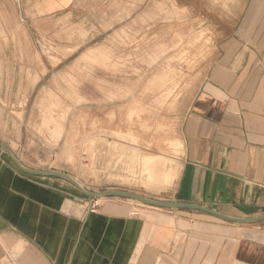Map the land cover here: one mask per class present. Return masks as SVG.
<instances>
[{
	"label": "rangeland",
	"instance_id": "obj_1",
	"mask_svg": "<svg viewBox=\"0 0 264 264\" xmlns=\"http://www.w3.org/2000/svg\"><path fill=\"white\" fill-rule=\"evenodd\" d=\"M192 1L154 0L126 28L103 30L91 8L50 25L33 7L42 0H0V136L13 153L91 191L173 202L184 119L207 77L214 38L233 28L237 12L235 0ZM91 198L135 212L169 210L124 196Z\"/></svg>",
	"mask_w": 264,
	"mask_h": 264
},
{
	"label": "crops",
	"instance_id": "obj_2",
	"mask_svg": "<svg viewBox=\"0 0 264 264\" xmlns=\"http://www.w3.org/2000/svg\"><path fill=\"white\" fill-rule=\"evenodd\" d=\"M153 1L42 0L33 7L50 25L91 8L95 27L112 30ZM235 1V25L214 38L207 77L183 122L173 202L247 218L264 215V0ZM78 190L66 179L21 171L0 147V264H264L263 217L242 223L196 208L135 212L111 201L93 211V198Z\"/></svg>",
	"mask_w": 264,
	"mask_h": 264
},
{
	"label": "water",
	"instance_id": "obj_3",
	"mask_svg": "<svg viewBox=\"0 0 264 264\" xmlns=\"http://www.w3.org/2000/svg\"><path fill=\"white\" fill-rule=\"evenodd\" d=\"M0 147H2V149L5 151L6 154H9V156L11 157V159L13 160V162L16 164V166L23 172L25 173H30L33 175H40V176H45V175H52V176H57L59 178L62 179H66L68 180L70 183H72L76 188H78L81 193L89 196V197H101L102 195H111V196H124L130 199H134V200H139L143 203H146L148 205H152V206H159V207H165V208H196L199 210H202L204 212H207L209 214H214L216 216L222 217L226 220H232V221H237V222H242V223H248L249 221H253L255 219L264 218V215H260V216H254V217H247V218H243V217H237V216H232V215H226L216 209H214L213 207H207L205 205L199 204V203H186V202H178V201H164V200H159V199H151V198H147L143 195L140 194H135L129 191H125V190H114V189H106V190H101V191H91L88 190L86 188H84L76 179H74L71 175H69L66 172H60V171H56V170H52V169H45V170H39V169H34L31 167H26L20 160L19 158L16 156V154L13 153L12 149L10 148L9 145H7L2 139H0Z\"/></svg>",
	"mask_w": 264,
	"mask_h": 264
},
{
	"label": "built area",
	"instance_id": "obj_4",
	"mask_svg": "<svg viewBox=\"0 0 264 264\" xmlns=\"http://www.w3.org/2000/svg\"><path fill=\"white\" fill-rule=\"evenodd\" d=\"M99 205H100L99 200L98 199H93L90 206H91V209L93 211H95V210H97L100 207Z\"/></svg>",
	"mask_w": 264,
	"mask_h": 264
}]
</instances>
